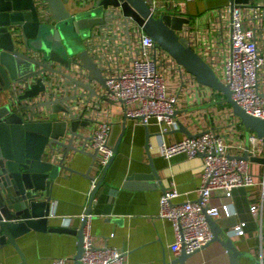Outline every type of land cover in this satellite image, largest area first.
<instances>
[{"label": "water", "instance_id": "obj_1", "mask_svg": "<svg viewBox=\"0 0 264 264\" xmlns=\"http://www.w3.org/2000/svg\"><path fill=\"white\" fill-rule=\"evenodd\" d=\"M41 5L44 9H39L34 0H0V246L5 242L12 244L23 264L25 259L16 238L30 228L77 234L73 264H84L80 260L84 221L75 228L47 226L51 214L50 188L61 168L76 171L65 164L69 153L87 155L89 164L81 174L90 180L94 177L90 172L97 150L84 146L90 139L85 129L92 118L83 114L80 99L89 102L93 96L102 97L92 86L94 82L107 88L90 52L89 37L92 27L105 25L109 8L124 15L127 24L132 21L142 26L198 82L224 94L246 130V150L238 156L264 164V119L248 113L231 97L218 74L190 45L189 39L180 34L184 26L192 24L190 16L169 10L154 16L145 0H41ZM31 79L34 81L27 87L21 86ZM41 94L43 98L39 97ZM176 122L177 129L184 130L187 136L195 137L204 131L192 133L180 120ZM123 132L124 127L113 143L108 164L95 179L85 213L90 212L93 195L102 183ZM253 132L261 140V155L248 151L251 144L248 137ZM150 164L151 177L158 180ZM206 219L213 232L212 240L218 239L227 249L229 264H239L241 256L264 264V216L256 253L238 248L236 240L207 213ZM180 249L165 264H184L190 252L183 246Z\"/></svg>", "mask_w": 264, "mask_h": 264}, {"label": "crops", "instance_id": "obj_2", "mask_svg": "<svg viewBox=\"0 0 264 264\" xmlns=\"http://www.w3.org/2000/svg\"><path fill=\"white\" fill-rule=\"evenodd\" d=\"M169 11L190 16L192 23L205 32L214 25L215 9L227 0H165ZM214 32V30H213ZM165 78V89L178 94L176 120H180L192 133L214 128L221 133L231 154H243L246 146V130L222 92L198 82L193 75L181 68H174L171 61L161 62ZM95 89L104 94V88L97 83ZM95 104L90 113L92 120L85 129L90 134L98 121H106L111 127V142L118 141L115 155L109 162L102 183L93 195L89 212V233L95 245H114L127 250L128 264H165L176 257L170 248L174 232L170 220L160 218L159 195L163 188L175 182L179 197L177 201L195 199L200 184L204 160L201 154L187 157L183 152L165 158L159 154V126L153 119L145 125L137 118L125 116L122 106L104 97L93 96ZM123 125V127H122ZM167 141L187 136L182 129L163 133ZM242 145L244 147H239ZM90 158L82 153H69L65 164L76 171L61 168L50 188L51 214L47 226L78 227L80 214L88 205L87 191L91 181L83 173ZM158 180L151 177V163ZM92 167L90 175L96 171ZM250 169L256 178L251 186H238L225 195L222 188L210 191L209 205L227 203L229 215L214 218L217 225L226 230L236 245L243 251L257 252L260 221L251 212L252 205H260L264 212V189L260 183L262 163L251 161ZM80 172V173H79ZM241 224L244 234H238L233 227ZM16 242L26 264H51L54 258L65 256L66 264H73L77 248V234L63 230H36L30 228ZM0 264H23L20 254L8 242L0 246ZM178 264V263H173ZM184 264H229L228 251L216 239L199 250L190 253ZM239 264H255L247 256L239 258Z\"/></svg>", "mask_w": 264, "mask_h": 264}, {"label": "built area", "instance_id": "obj_3", "mask_svg": "<svg viewBox=\"0 0 264 264\" xmlns=\"http://www.w3.org/2000/svg\"><path fill=\"white\" fill-rule=\"evenodd\" d=\"M34 1L39 9H44L41 0ZM145 1L154 16L169 10L165 0ZM214 20V25L210 24L205 32L195 22L190 27L184 26L180 34L189 39L190 45L218 74L230 90L231 97L248 113L264 119V0H248L246 3L227 0L215 9ZM89 40L92 45L90 52L105 77L107 88L102 97L120 104L124 114L137 118L141 124L146 125L153 119L159 126L157 144L163 157L169 158L179 152L187 157L202 155L204 166L196 189L197 197L177 201L179 192L175 182H171L159 195L157 213L160 218L170 220L174 232L170 248L176 255L181 246L190 253L199 250L213 238L206 213L212 218L230 214L227 203L208 204L210 191L222 188L225 195L231 196L235 187L256 183L250 169L252 160L229 153L230 144L214 128L204 129L195 137L184 136L175 141L164 138V132L178 127L175 118L178 94L166 91L160 64L169 60L174 68H184L158 46L142 26L132 21L127 24L124 15L115 8H109L105 25L92 27ZM81 71L85 74V70ZM33 81H24L21 86L27 87ZM68 93H71L70 89ZM41 95L39 97L43 98ZM80 101L83 114L90 117L95 104ZM110 134V123L98 121L88 134L90 139L84 142L86 149L97 150L96 171L90 180L87 198L95 187V179L112 156ZM248 139L251 142L248 151L261 155V140L254 132ZM262 166L260 183L264 189V164ZM251 212L261 225L264 216L262 207L252 205ZM79 216L81 222L84 221L80 256L84 264H128L127 250L114 245H95L89 233V213L84 210ZM233 230L238 234L245 232L241 224H236ZM66 260L65 256H58L51 264H66Z\"/></svg>", "mask_w": 264, "mask_h": 264}]
</instances>
